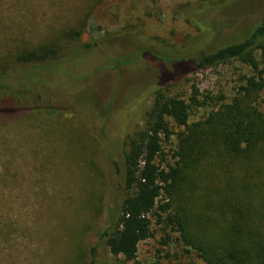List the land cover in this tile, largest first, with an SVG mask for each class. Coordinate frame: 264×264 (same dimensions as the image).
I'll list each match as a JSON object with an SVG mask.
<instances>
[{
  "label": "rangeland",
  "instance_id": "374dc122",
  "mask_svg": "<svg viewBox=\"0 0 264 264\" xmlns=\"http://www.w3.org/2000/svg\"><path fill=\"white\" fill-rule=\"evenodd\" d=\"M263 7L264 0H0V264H89L118 192L123 137L143 126L161 72L240 37ZM49 41L60 46L56 58L17 61L18 51ZM251 74L235 58L188 71L167 89L188 99L193 86L207 97L190 111L192 123L230 101ZM256 103L264 110V84ZM169 125L162 165L173 164L183 130ZM212 166L196 190L243 169L229 159ZM204 201L200 191L194 205ZM79 223L87 226L69 238L67 255L59 233ZM150 230L133 261L99 244L95 264H205L172 224L151 217Z\"/></svg>",
  "mask_w": 264,
  "mask_h": 264
},
{
  "label": "trees",
  "instance_id": "16d2710c",
  "mask_svg": "<svg viewBox=\"0 0 264 264\" xmlns=\"http://www.w3.org/2000/svg\"><path fill=\"white\" fill-rule=\"evenodd\" d=\"M89 47V43L83 46L84 50ZM59 53L60 46L49 41L18 51L16 59L47 62ZM235 58L248 65L252 74L244 76V84L230 101L188 123L190 111L205 104L207 97L201 100L197 87L192 86L184 99L170 94L168 85L188 71ZM183 61L180 58L177 64ZM188 63L186 68L161 72L151 87L152 102L143 126L123 137L125 148L115 161L118 192L106 205L98 243L89 249V264L99 258V244L124 262L133 261L138 243L151 236V217L156 223L175 226L183 244L205 264H264V176H259L264 168V110L256 103L264 84V7L258 22L246 33L195 55ZM169 120L183 130L171 153L173 164L162 165L166 160L162 142L172 134ZM225 159L241 164V174L231 170L227 180L218 175L222 183L212 187L205 183L203 189L196 190L200 181L208 178L212 165L219 166ZM200 191L206 205H194ZM162 196L167 200L160 202ZM82 223L59 233L60 239L67 240L65 254L70 255L74 235L86 228Z\"/></svg>",
  "mask_w": 264,
  "mask_h": 264
}]
</instances>
